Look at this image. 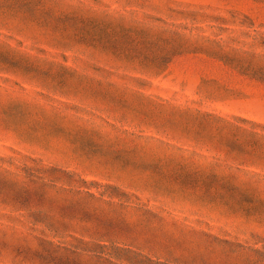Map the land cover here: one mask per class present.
Instances as JSON below:
<instances>
[{"label": "rangeland", "instance_id": "obj_1", "mask_svg": "<svg viewBox=\"0 0 264 264\" xmlns=\"http://www.w3.org/2000/svg\"><path fill=\"white\" fill-rule=\"evenodd\" d=\"M0 264H264V0H0Z\"/></svg>", "mask_w": 264, "mask_h": 264}]
</instances>
